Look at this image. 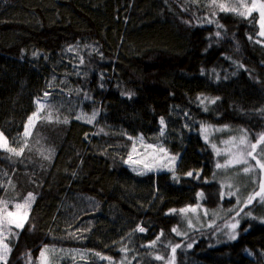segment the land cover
<instances>
[{"label": "trees", "instance_id": "obj_1", "mask_svg": "<svg viewBox=\"0 0 264 264\" xmlns=\"http://www.w3.org/2000/svg\"><path fill=\"white\" fill-rule=\"evenodd\" d=\"M250 2L0 0V133L23 148L0 147L1 213L35 197L7 264H264V211L244 207L261 174L240 191L245 165L216 166L264 134L258 15L219 8ZM141 138L176 170L136 171Z\"/></svg>", "mask_w": 264, "mask_h": 264}, {"label": "snow or ice", "instance_id": "obj_2", "mask_svg": "<svg viewBox=\"0 0 264 264\" xmlns=\"http://www.w3.org/2000/svg\"><path fill=\"white\" fill-rule=\"evenodd\" d=\"M213 2H215V0H213ZM240 7L247 8V11H238L237 6H233L231 9H229L224 4L219 5V8L221 11H229L230 10V11L237 12V14L241 15V16H247V15H250L252 11H258L260 27L262 29H264V3L257 4L254 2L250 7L248 5H241ZM217 26L222 27V25H219V24H217ZM217 35H220V33H217ZM260 35L264 36V31H261ZM249 38L251 39V37H249ZM71 50L72 49H69V51H71ZM45 95H47V93H45ZM128 95L130 98L132 94L129 93ZM216 99H218V98H216ZM216 99H212L210 102L215 103ZM203 102L204 101L202 100L201 103H203ZM41 107H43V105H41ZM205 110H207V109H205ZM95 115H96V113H93L92 118H94ZM49 116H50V114H49ZM79 118L80 117H77V119H79ZM92 118H89L88 122H91ZM64 122L67 123V120H65ZM160 123H161V125H164L163 118H161ZM28 124L29 125L33 124L32 118L29 119ZM28 134H29L28 130L26 129L25 135H28ZM161 135H163V131H161ZM130 139H131V137H130ZM235 139H236L235 137L232 138V140H235ZM141 140H142V138H141ZM0 141H2V142H0V147L5 148L7 151L12 152L18 156L22 154L23 148H20V150L17 151L16 148H10L7 146V141H6V139L3 138L2 133H0ZM229 142L230 141H226L225 143H229ZM239 142H240V144H245L246 143V136H242L240 138ZM260 143H264V134H262L260 137H258L256 143H250L249 144L250 150L247 151L246 153L244 151L237 152L235 154H232L230 156V158L225 160V162L223 164L218 163L216 165L217 168H227L230 166L234 167L236 165L243 164V165H245V167H243L242 171L245 174L255 172L257 170L259 171V173L261 174V180H260V183L258 186L259 190L253 191L251 194H249L247 196L246 200L244 201V207H247L248 204H250L253 201V199H255L256 197H260L261 202H264V150H262V153L260 155L254 154L255 149L257 148L258 144H260ZM148 147H152V146L149 145ZM215 147L216 146L213 145V148H215ZM133 151H135V148H133ZM161 151H163V149H161ZM217 154L218 155L220 154L219 151L217 152ZM249 157L251 158V160L255 161V165L250 164L249 159H248ZM171 159L174 162L176 158L172 157ZM129 160L130 161L132 160L131 155H129ZM133 170H135V169H133ZM170 170L174 171V169H170ZM186 175L189 177H193V172L189 171L186 173ZM194 178H199V177L197 175ZM173 179L178 180L179 177L173 175ZM228 187L231 188L232 185L229 184ZM238 191H239V188H236L235 191L229 193V196L236 195V192H238ZM200 195L203 196V193H200ZM34 199H35V197L32 196V194H29L28 198H26L22 204L17 203L15 205L14 211H8V212H6V214H0V261H3L4 264H7L6 257L8 255V253L11 251V248L9 247V245L7 243H5V239L7 238L6 233L12 235L13 237L18 236V232H13L12 227L14 226L15 229H20V230L23 229L24 223L27 221V216H28L27 209L30 207V202L33 201ZM3 203H4V207L6 208L7 207L6 202H3ZM198 207H199V205H197L196 208H191V209L185 208V209H181L180 211L187 213L190 210L193 213H195L197 211ZM21 209H25V210L23 212H21L20 211ZM173 211H175V210H173ZM240 211H243V208H241ZM205 214H207L206 210H205ZM239 214H240V212L237 211L236 215H239ZM250 214L251 213H247V215H250ZM188 223H189V226L191 227L192 226L191 220H189ZM238 225H239V220H236L235 223H232L230 225V227L233 230L232 233L229 235L230 239H236L235 229L238 227ZM138 231L143 232V231H145V229L140 227V228H138ZM172 231L176 232L177 235H183V233L179 232L175 228ZM154 245H155V242H153V244L149 245V246H154ZM180 247H181L180 244H176L175 246H173L171 248V251L173 253V259H174V254L176 252V249L180 248ZM189 247H191V245H189ZM47 251H48V249L45 248L40 253L39 259L41 261V264H46L45 252H47ZM97 255H99V254H97ZM101 258L102 259H108L106 257H101ZM30 259L31 258L29 256V261H30ZM156 259L162 260L164 258L161 256H157Z\"/></svg>", "mask_w": 264, "mask_h": 264}, {"label": "rangeland", "instance_id": "obj_3", "mask_svg": "<svg viewBox=\"0 0 264 264\" xmlns=\"http://www.w3.org/2000/svg\"><path fill=\"white\" fill-rule=\"evenodd\" d=\"M264 3V0H251L250 2V5L249 7L253 4V3ZM245 11H247V8H245ZM252 13H256L258 15V19H259V13L258 11H252ZM250 14V15H251ZM250 15H247L250 16ZM259 29H260V33L261 31H264V29H262L260 27V22H259ZM259 33V35H260ZM260 38L264 40V36L260 35ZM3 138L5 139V137L3 136ZM2 142V141H0ZM149 145H151L152 147H148ZM3 150H6L5 148L1 147ZM161 149H163V151H161ZM132 156V160L130 162H132V166L133 168L136 169V171L138 172H141L139 170H145V171H171L170 169H174L176 170V167H177V163H178V160L175 159V161L173 162L172 161V156L168 153V151L166 150V148H164L163 146H160V145H154V144H149V143H146L144 140H137L136 141V148H135V151H133V153L131 154ZM257 155H260V154H257ZM138 169V170H137ZM222 173L223 174H228V171L229 169H221ZM240 176L243 177H246L245 179H242L241 182H240V185H239V188H240V191H248L247 190V186H249V182L247 181V175L245 176V173L242 172L241 173H238ZM222 175V174H221ZM224 176V175H222ZM254 177H257L255 175H253ZM227 179V182H225V186L227 188L229 184L232 185V187H234V184L232 181L229 180L228 177H226ZM255 179L252 178V182H254ZM260 183V182H259ZM256 186V185H254ZM259 186V184H258ZM231 187V188H232ZM230 188V189H231ZM259 188V187H258ZM5 202V201H3ZM255 205V201L250 203V209H254V210H258L260 211L259 213H262L264 211V203H259V205L256 207L254 206ZM8 206V205H7ZM4 207V203H2V205L0 206V214L1 211H3ZM25 209H21L20 211L23 212ZM8 211H12L11 209H8L7 211H5L3 214H6V212ZM28 213H29V210L27 209ZM190 211V210H189ZM192 213L193 216H197V215H200L201 217H203L204 213L197 208V211L195 213H193L192 211H190ZM247 213L249 212H244L243 214V217H246L248 216ZM28 218V216H27ZM25 224V223H24ZM187 231L183 232V234L185 235ZM6 237H7V233H6ZM5 243L8 244V241H7V238L5 239ZM9 245V244H8Z\"/></svg>", "mask_w": 264, "mask_h": 264}]
</instances>
